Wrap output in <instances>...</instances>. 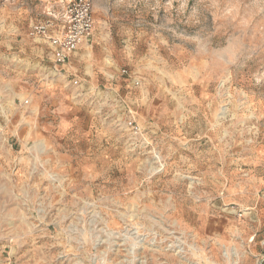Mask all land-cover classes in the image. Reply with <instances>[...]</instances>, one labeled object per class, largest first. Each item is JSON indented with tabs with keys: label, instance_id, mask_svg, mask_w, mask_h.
<instances>
[{
	"label": "rangeland",
	"instance_id": "rangeland-1",
	"mask_svg": "<svg viewBox=\"0 0 264 264\" xmlns=\"http://www.w3.org/2000/svg\"><path fill=\"white\" fill-rule=\"evenodd\" d=\"M60 1L0 0V264H264V0H91L59 71Z\"/></svg>",
	"mask_w": 264,
	"mask_h": 264
},
{
	"label": "built area",
	"instance_id": "built-area-1",
	"mask_svg": "<svg viewBox=\"0 0 264 264\" xmlns=\"http://www.w3.org/2000/svg\"><path fill=\"white\" fill-rule=\"evenodd\" d=\"M95 30L93 4L91 0H61L58 7H47L46 16L42 21L31 25L29 35L35 39L46 41L52 50L54 63L63 70L83 44H88ZM122 73L127 74L124 69ZM78 80L74 84H78ZM135 84L139 80L135 79ZM125 125L135 136H141L142 128L138 124L133 111L125 118ZM239 215L245 212L239 210ZM264 245V241H263Z\"/></svg>",
	"mask_w": 264,
	"mask_h": 264
},
{
	"label": "crops",
	"instance_id": "crops-1",
	"mask_svg": "<svg viewBox=\"0 0 264 264\" xmlns=\"http://www.w3.org/2000/svg\"><path fill=\"white\" fill-rule=\"evenodd\" d=\"M37 40H40V41H43L44 43H46V46H47V48H48V50H49V54H50V56H51V60H52V63H53V65H55V67H57L56 66V64L54 63V58H53V55H52V50H51V47H50V45L46 42V41H44V40H42V39H37ZM93 46V40H91L88 44H83L82 45V47L76 52V53H74L73 54V56H72V58L70 59V61H69V63L67 64V65H71L74 61H76L77 59H80V57L79 56H81L82 55V50L83 49H85V48H87V47H92ZM84 55V54H83ZM89 55V54H88ZM79 57V58H78ZM66 65V66H67ZM66 66L64 67V68H62L63 70L64 69H66ZM60 68V67H59ZM61 69V68H60ZM59 71H61V70H59ZM111 78L113 79V76L111 75ZM81 86H83V84L81 85ZM90 88H92V87H90ZM82 89H84V88H82ZM122 99V98H121ZM131 111H133L134 112V114L135 113H137V110L135 109V108H132L131 109ZM137 120V119H136ZM137 122H138V120H137ZM139 123V122H138ZM248 209H250V208H247V210ZM252 210V209H251ZM251 214L253 213V211L252 212H250ZM246 214V213H245ZM247 260H248V257L245 255V257H243V261L244 262H247ZM0 262L1 263H3L4 261H3V258L0 256Z\"/></svg>",
	"mask_w": 264,
	"mask_h": 264
},
{
	"label": "water",
	"instance_id": "water-1",
	"mask_svg": "<svg viewBox=\"0 0 264 264\" xmlns=\"http://www.w3.org/2000/svg\"><path fill=\"white\" fill-rule=\"evenodd\" d=\"M259 264H263V261H261Z\"/></svg>",
	"mask_w": 264,
	"mask_h": 264
},
{
	"label": "bare ground",
	"instance_id": "bare-ground-1",
	"mask_svg": "<svg viewBox=\"0 0 264 264\" xmlns=\"http://www.w3.org/2000/svg\"><path fill=\"white\" fill-rule=\"evenodd\" d=\"M239 256V255H238ZM234 263H236L237 264V262H234Z\"/></svg>",
	"mask_w": 264,
	"mask_h": 264
}]
</instances>
